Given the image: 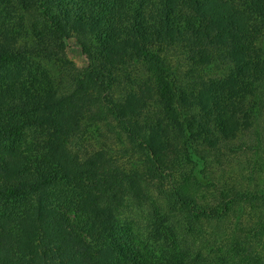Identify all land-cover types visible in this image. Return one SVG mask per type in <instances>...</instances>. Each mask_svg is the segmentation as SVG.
<instances>
[{
    "label": "trees",
    "instance_id": "obj_1",
    "mask_svg": "<svg viewBox=\"0 0 264 264\" xmlns=\"http://www.w3.org/2000/svg\"><path fill=\"white\" fill-rule=\"evenodd\" d=\"M12 1L10 13L0 0V264H219L201 254L164 263L147 257L130 223L115 218L116 204L140 175L100 166L96 155L81 160L67 141L102 97L135 141L137 122L127 115L139 109L135 102L119 105L102 94L140 63L153 74V93L180 140L175 156L192 163L184 184L166 198L170 210L181 212L191 230L199 217H220L225 201L208 212L184 189L201 185L189 112L197 107L203 130L213 123L225 131L235 112L257 118L253 111L264 103V0ZM69 33L88 44L89 63L72 89L59 93L46 65H65ZM169 52L202 67L220 64L227 74L192 86L174 80L163 61ZM249 96L252 112L244 108ZM151 141L144 136L140 146L156 173L164 158ZM229 198L264 205L259 192Z\"/></svg>",
    "mask_w": 264,
    "mask_h": 264
},
{
    "label": "rangeland",
    "instance_id": "obj_2",
    "mask_svg": "<svg viewBox=\"0 0 264 264\" xmlns=\"http://www.w3.org/2000/svg\"><path fill=\"white\" fill-rule=\"evenodd\" d=\"M1 6L11 13L14 4L12 0H5ZM24 18L25 22L30 21L28 14H24ZM262 39L264 46V33ZM88 48L79 36L69 33L65 39V65L59 62L46 65L59 93L71 90L76 78L86 73ZM188 56L169 52L167 58H163L167 73H174L169 74L172 79L190 80L192 86L193 80L199 82L227 74L220 64L202 67L201 62L192 61ZM153 77L140 63L135 64L130 72H120L112 79L109 89L102 94L107 101L119 105L135 102L139 109L127 114L131 121L137 122L135 141L129 136L133 131L124 130L103 106L102 97L101 101L92 100L93 104L85 109L81 129L69 137L67 146L81 160L96 155L100 166L110 169L111 165L143 178L135 179L134 189L118 201L115 218L121 223H130L131 229L139 234L147 257L164 263L201 254L208 263L264 264V205L232 202L229 198L235 192L264 194V103H258L253 111L255 119L252 114L244 116L235 112V118L228 121L225 131L213 123L203 130L204 121L197 115V107L190 109L191 138L196 140L201 152L192 157L199 163L194 173L201 185L188 182L184 189L208 212L224 201L227 203L220 217H199L191 230L181 212L170 210L166 198L184 184V174L190 172L192 163L187 157L175 156L181 143L162 115L158 96L153 93ZM251 99L249 96L244 108L252 112ZM144 136L152 139V152L157 150L164 158V164L158 165L156 173H151L146 149L140 146ZM225 254L231 255L229 262L224 260Z\"/></svg>",
    "mask_w": 264,
    "mask_h": 264
}]
</instances>
